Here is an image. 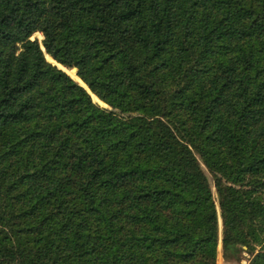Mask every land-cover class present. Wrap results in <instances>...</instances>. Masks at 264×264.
<instances>
[{
  "label": "trees",
  "instance_id": "16d2710c",
  "mask_svg": "<svg viewBox=\"0 0 264 264\" xmlns=\"http://www.w3.org/2000/svg\"><path fill=\"white\" fill-rule=\"evenodd\" d=\"M217 202L264 264V0H0V264H217Z\"/></svg>",
  "mask_w": 264,
  "mask_h": 264
},
{
  "label": "rangeland",
  "instance_id": "374dc122",
  "mask_svg": "<svg viewBox=\"0 0 264 264\" xmlns=\"http://www.w3.org/2000/svg\"><path fill=\"white\" fill-rule=\"evenodd\" d=\"M36 36L40 40H42V38L39 36L38 33L35 34L34 37H36ZM95 102L99 103L103 107H109L105 103L103 105L99 101H95ZM202 167H203L205 173L207 174V176L209 177L210 182L213 184L212 174L209 172V170L203 164H202ZM213 193H214L215 198L217 199V194H216V190L214 187H213ZM217 210H218V214H219V228H220V240H219V245H218L217 264H249V260L251 259V256L246 252L245 247L238 246V247L232 248L230 250V256L229 257H226L224 255L223 244H222L223 223H222L221 211H220V207L218 205V202H217Z\"/></svg>",
  "mask_w": 264,
  "mask_h": 264
},
{
  "label": "water",
  "instance_id": "95a60500",
  "mask_svg": "<svg viewBox=\"0 0 264 264\" xmlns=\"http://www.w3.org/2000/svg\"><path fill=\"white\" fill-rule=\"evenodd\" d=\"M42 48H43V50L45 51V48H44V46H42ZM50 62H52L53 64H55V65H57L59 68H61V69H63V70H65L66 72H67V70H66V68L65 67H63L62 65H60V64H58L57 62H53V61H50ZM77 72H78V69L77 68H74ZM68 73V72H67ZM69 74V73H68ZM70 75V74H69ZM73 78V77H72ZM81 84V83H80ZM82 85V84H81ZM83 87H85L88 91H89V93L92 95V92L88 89V87L86 86V84L85 85H82Z\"/></svg>",
  "mask_w": 264,
  "mask_h": 264
}]
</instances>
